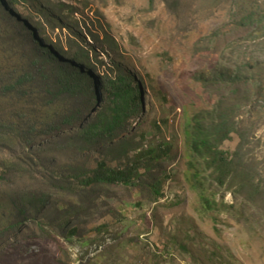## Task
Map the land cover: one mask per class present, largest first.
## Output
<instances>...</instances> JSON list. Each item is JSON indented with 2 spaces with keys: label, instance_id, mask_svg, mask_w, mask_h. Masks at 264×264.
<instances>
[{
  "label": "rangeland",
  "instance_id": "obj_1",
  "mask_svg": "<svg viewBox=\"0 0 264 264\" xmlns=\"http://www.w3.org/2000/svg\"><path fill=\"white\" fill-rule=\"evenodd\" d=\"M249 12L255 18L243 25ZM23 21L42 46L96 76L130 73L141 88L142 113L126 136V158L106 146L73 155L68 133L24 152L0 142V264H264V108L256 96L264 84V0H1L0 84L12 72L37 70L39 94L54 87L38 64L28 66L34 43ZM13 34L27 38L24 50ZM239 64L247 84L233 95L231 85L211 80L214 70L228 78ZM17 103L0 95V123L17 115ZM223 103L249 121L243 129L260 202L209 181L186 148L187 124ZM250 104L257 112L247 114ZM156 145L167 156L140 168L133 186L81 182L97 162L123 168ZM237 145L232 135L220 148ZM193 170L203 176L212 208L190 183ZM22 193L46 195V207L20 214Z\"/></svg>",
  "mask_w": 264,
  "mask_h": 264
},
{
  "label": "trees",
  "instance_id": "obj_2",
  "mask_svg": "<svg viewBox=\"0 0 264 264\" xmlns=\"http://www.w3.org/2000/svg\"><path fill=\"white\" fill-rule=\"evenodd\" d=\"M254 18L255 13L249 12L242 18V24H249ZM22 27L29 29L34 43V47L27 53L28 66L31 68L38 64L39 68L49 75L47 82L52 83L54 90H48L45 86L40 90L42 93H37L38 88L34 84L32 75V71L38 73L37 70L9 74L6 82L0 84V95L17 98V105H20L21 109L16 116L9 113V117L1 121L0 142L4 141L10 146L17 145L16 148L24 152L68 133L69 137H65L64 141L75 143L72 144L75 150L73 155L106 146L114 147L119 157L126 158L125 152L132 143V141H126V136L130 131L129 128L140 119L142 113V92L135 78L123 70H115L109 76H96L91 69L77 63L76 59L65 60L51 48L42 46L34 36L35 31L25 21L22 22ZM17 38L19 46L24 50L27 38H21L19 34L9 35V39L13 42H16ZM214 71L215 73L211 76L213 83L231 85L232 95L247 84L246 78L241 74V64L235 66L228 78L219 71ZM256 96L259 98L258 102L263 100L260 107L264 108L263 83L260 86L258 84ZM61 97H65V100L58 105L55 104ZM9 99L14 100L7 98ZM250 107L252 110L249 109ZM249 108L247 114L251 111L253 113L254 107L250 104ZM237 113L236 105L229 103H223V107L219 109L215 107L212 115L210 113L202 119H195L194 127L187 124L189 135L185 136L187 138L185 144L195 162H201L208 171L209 181L220 188L225 186L235 197L257 203L261 201L263 188L261 181L256 180L249 170L255 165L249 157V148L246 149L250 143L248 140L250 135L243 129L251 127L248 119L237 120ZM232 135L237 137L238 145L231 152L224 151L220 147ZM140 137L143 139L144 136L140 134ZM167 154L166 148L156 145L139 151L123 168H112L104 161H100L81 182L87 185L133 186L134 180L140 177L138 174L140 168L149 169L152 163L161 161ZM2 166L4 169L14 171L13 164L3 162ZM256 173H258L257 170L254 174ZM202 177L198 170H193L189 181L196 189L201 204L212 208V202L207 198L201 185ZM155 194L159 196L160 192L155 190ZM47 202L48 198L44 194L22 193L17 205H20V214H24L25 210L38 214L46 207ZM225 208L233 209L234 207L229 205ZM20 223L22 224L21 220L15 224Z\"/></svg>",
  "mask_w": 264,
  "mask_h": 264
}]
</instances>
